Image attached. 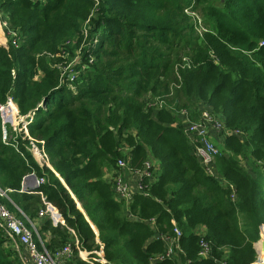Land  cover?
I'll list each match as a JSON object with an SVG mask.
<instances>
[{
	"label": "trees",
	"instance_id": "16d2710c",
	"mask_svg": "<svg viewBox=\"0 0 264 264\" xmlns=\"http://www.w3.org/2000/svg\"><path fill=\"white\" fill-rule=\"evenodd\" d=\"M0 12L15 34L0 45V105L13 97L52 167L37 163L22 133L10 130L16 148L4 144L0 119V189L23 219L37 221L48 204L60 215L64 225L44 219L38 228L51 256L71 246L65 264L257 262L264 0H0ZM201 105L224 119L225 185L205 172L180 125ZM151 159L156 180L142 178L130 203L117 200L107 173L120 160L142 172ZM30 174L45 184L22 191ZM176 227L183 253L154 262ZM6 242L0 230V264H20Z\"/></svg>",
	"mask_w": 264,
	"mask_h": 264
},
{
	"label": "built area",
	"instance_id": "2783aa9c",
	"mask_svg": "<svg viewBox=\"0 0 264 264\" xmlns=\"http://www.w3.org/2000/svg\"><path fill=\"white\" fill-rule=\"evenodd\" d=\"M186 12L189 15H192L195 20L198 21L200 26L198 31H201V18L198 15L190 12V10H187ZM4 26L6 28V24H4ZM9 35L11 37L15 36L14 33H9ZM9 108L17 111L19 117L17 105L12 97H9L5 104L0 105L3 143L16 148L14 144H11L12 142L10 137L9 140L7 139L6 130L3 125L2 117ZM182 114H188V112H183ZM19 118L20 119L18 120V123L12 130L16 133H22L24 135V139L28 138L30 140L29 151L32 153L34 159L41 167L47 166L51 169L52 167L49 163L46 151L43 147H39L38 142L34 141L29 135V122H25V119H22L21 117ZM224 128L225 123L223 117L214 115L212 112L208 111L203 112L199 116L198 120L189 121L183 130L190 145L194 148L195 156L197 157L200 165L205 169V172L225 185L226 181L217 168V157L219 155V150L210 139L211 134H218L223 131ZM153 167H155V163L151 159L145 164V169L142 172L135 173V175L138 177V184L136 190L132 191L126 180V173H130L128 162L125 160H120L117 163V169L114 172L115 175L111 178L115 198L127 204L130 203L134 194L141 192L140 182L142 178H147L150 182H154L156 180L155 171L152 170ZM43 184H45L44 179H38L35 174H30L23 181L22 191H33L38 189ZM5 200L13 204L12 201L0 189V230H2L4 233L5 239L7 241L6 243L14 247L20 264H65L73 261L74 255L72 253L73 251L71 246H68L63 252L56 255L55 257L51 256V254H49L44 248L41 234L39 233V230L35 226L34 222L23 219L17 214L13 213L5 203ZM49 208L52 209V207L48 204L47 208L40 212L39 219L37 220L39 223H42L44 219L48 218L47 216L49 215ZM58 224L64 225L60 219H58L56 225ZM149 224L152 225L153 221ZM174 233L175 236L171 238L166 236L161 237V239L166 243V251L164 255L156 256L153 259L154 262L163 261L165 257L174 259L183 253L180 247L177 246V241L182 236V233L177 227L174 229ZM210 252L211 249L208 243L202 241L200 243L199 258H209ZM83 260L89 262L88 258Z\"/></svg>",
	"mask_w": 264,
	"mask_h": 264
},
{
	"label": "rangeland",
	"instance_id": "374dc122",
	"mask_svg": "<svg viewBox=\"0 0 264 264\" xmlns=\"http://www.w3.org/2000/svg\"><path fill=\"white\" fill-rule=\"evenodd\" d=\"M5 22H6V19H5L4 14L2 12H0V40H2V43H0V45H6L8 43V41L10 40V38H12L9 34L6 33V28L4 26ZM158 104L159 103L156 102V103L150 104V106L153 108H156ZM188 114H189V119H190V113L188 112ZM19 117H18L17 111H15L12 108L7 109L6 112L4 113L3 117H2L3 118V125L5 127L8 140L10 137V129H13L15 127V125L18 123V120L20 119ZM198 119H199V117H198ZM179 121H180V125L183 128L189 122V121L188 122H186V121L182 122L180 119H179ZM191 121H196V120H191ZM218 136H219V133L218 134L213 133L210 135V139L213 142V144L217 147V149L219 150V153H220L221 152V145H220V143L217 142ZM244 165H245V167H248V163L246 160H244ZM260 241H264V227L261 228L260 240L255 244L257 252H258V259H257L256 264H261V263L263 264L264 263V262H262V260H264V256H263L264 253L262 252L261 247H257V244Z\"/></svg>",
	"mask_w": 264,
	"mask_h": 264
},
{
	"label": "crops",
	"instance_id": "0c3cea01",
	"mask_svg": "<svg viewBox=\"0 0 264 264\" xmlns=\"http://www.w3.org/2000/svg\"><path fill=\"white\" fill-rule=\"evenodd\" d=\"M0 43H2V40H0ZM210 110V108L208 106H205V105H201L200 108H199V116L203 113V112H208ZM179 119L184 122H188L190 119H189V114H181L179 116ZM191 121V120H190ZM217 142L220 143L221 145V142H222V139L220 138V136L217 137ZM52 169V168H51ZM112 178V171H109L107 173V175L105 176V179L107 181H110ZM126 180L128 182V184L130 185L132 191H135L136 190V187H137V184H138V177L135 175V174H132V173H126ZM48 218L46 219H50L54 225H56L58 219H60V215L55 213L53 209L49 208V215L47 216ZM44 221V220H43ZM34 224L37 228H39L41 226L42 223H39V221H34ZM95 232L97 233V231L95 230ZM200 233H204V230L200 229L199 230ZM76 243V242H75ZM256 248V246H255ZM262 250V249H261ZM80 258L83 260L85 259L86 257L79 255ZM264 256V255H263ZM262 262H264V260H262ZM103 264V262H102ZM262 264V263H261ZM264 264V263H263Z\"/></svg>",
	"mask_w": 264,
	"mask_h": 264
},
{
	"label": "water",
	"instance_id": "95a60500",
	"mask_svg": "<svg viewBox=\"0 0 264 264\" xmlns=\"http://www.w3.org/2000/svg\"><path fill=\"white\" fill-rule=\"evenodd\" d=\"M26 121H28V118L25 119V122H26ZM261 249H262V252H264V243L262 244Z\"/></svg>",
	"mask_w": 264,
	"mask_h": 264
},
{
	"label": "bare ground",
	"instance_id": "6f19581e",
	"mask_svg": "<svg viewBox=\"0 0 264 264\" xmlns=\"http://www.w3.org/2000/svg\"><path fill=\"white\" fill-rule=\"evenodd\" d=\"M264 253V252H263Z\"/></svg>",
	"mask_w": 264,
	"mask_h": 264
}]
</instances>
